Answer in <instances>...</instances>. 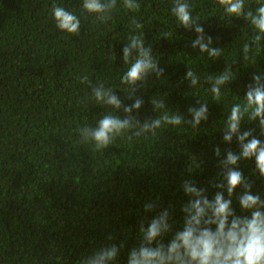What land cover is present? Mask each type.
Returning a JSON list of instances; mask_svg holds the SVG:
<instances>
[{"label":"trees","instance_id":"obj_1","mask_svg":"<svg viewBox=\"0 0 264 264\" xmlns=\"http://www.w3.org/2000/svg\"><path fill=\"white\" fill-rule=\"evenodd\" d=\"M187 2L195 6L193 17L213 38V47L221 48L219 59L191 47L197 34L172 15L174 0H137L141 7L136 12L117 0L107 22L86 13L83 0H0V264H81L112 244L123 245L117 261L127 264L130 250L139 245L142 221L147 227L159 212H170L173 228L163 238L165 245L182 230L181 208L188 200L184 181H195L209 199L214 197L223 169L213 149L220 147V158L225 149L239 152L235 138L230 145L223 142V127L232 105L244 101L253 74L264 73V41L258 52L251 50L254 63L243 61L242 48L251 41L254 26L227 16L215 0ZM54 4L80 18L78 36L56 28ZM245 4L255 13L258 0ZM132 19L144 28L134 29ZM143 34L164 76L150 75L147 85L128 98L121 80L131 61L123 62L122 49L129 36ZM188 67L198 77L195 87L184 80ZM228 67L234 80L221 89L217 102L207 77ZM82 76L93 85L112 87L124 106L142 98L141 109L133 112L141 123L164 112L190 120L188 108L199 107L197 100L208 102L209 118L195 129L187 123L162 126L147 138L129 139V131L96 152L81 143L77 129L96 127L103 113L121 118L125 113L97 104ZM151 100L165 106L154 111ZM249 129L264 140L258 121L245 118L241 131ZM254 169V158L239 162L253 193L264 199V180ZM240 192L232 199L235 214L250 215L236 199ZM145 203L157 207L146 213Z\"/></svg>","mask_w":264,"mask_h":264},{"label":"clouds","instance_id":"obj_2","mask_svg":"<svg viewBox=\"0 0 264 264\" xmlns=\"http://www.w3.org/2000/svg\"><path fill=\"white\" fill-rule=\"evenodd\" d=\"M215 2L227 16L242 17L254 26L251 41L242 48V60L254 63L251 50L255 48L258 52L261 42L264 41V0H258L255 13L246 10L245 0ZM122 6L133 12L139 11L141 7L137 0H123ZM116 7L117 0H83L82 3L83 10L94 14L95 19L100 22L111 20V14ZM194 7L187 0H174L171 12L180 26L197 34L196 39L191 41L193 49L206 53L209 59H219L222 55L221 48L213 47V38L205 35V29L193 17ZM51 14L58 30L73 36L80 34L81 20L74 12L54 4ZM130 23L134 29L144 28L136 19H132ZM122 53L124 63L131 61V66L121 80L128 88V98L135 96L140 88L147 85L150 75L158 79L164 76V69L160 67L152 47L145 46L144 34L129 36ZM79 79L81 83L87 82L91 85L92 99L97 104L109 106L115 112L123 108L125 113L124 118L112 112L103 113L96 127L84 126L77 129L81 143L91 144L96 152L104 151L113 144L116 137L124 136L129 131V139L142 136L147 138L150 135L155 136L162 126L187 123L195 129L209 118L208 102L204 100L201 103L197 100L199 107L188 108L192 117L190 120L186 121L178 112H164L155 119H146L141 123L133 112L141 109L144 103L142 98L136 97L131 105L124 106L112 87H105L102 82L93 85L87 76ZM184 80L189 82L190 87L198 84V77L191 67L187 68ZM207 80L211 85L213 99L219 102L222 97L221 89L234 80V73L228 67L220 75L208 76ZM151 103L154 111L165 106L164 102L158 100H151ZM245 118L249 122L258 121L260 135L264 136V73L253 74L252 83L246 86L244 101L232 105L223 127V142L230 145L235 138L239 152L225 149L224 158H220V147L215 146L213 149L219 159L218 166L223 169L218 177L220 182L214 184L218 189L214 197L209 199L206 190L197 187L195 181H184L182 189L188 200L181 208L184 213L182 230L176 231L165 245L163 238L173 228L170 212L167 209L159 212L148 222L147 227L142 221L139 226V245L130 250L127 264H264V199L253 193L252 182L239 170L240 161H251L254 158V171L264 180V140L257 138L252 129L241 131ZM189 171H192L191 168ZM238 188L242 192L236 195V199L242 211L250 212V215L235 214L232 199ZM156 207L154 203H145L144 211L147 213ZM120 247L115 244L102 246L83 258L81 264H118Z\"/></svg>","mask_w":264,"mask_h":264}]
</instances>
